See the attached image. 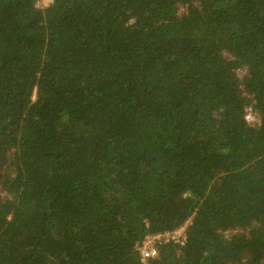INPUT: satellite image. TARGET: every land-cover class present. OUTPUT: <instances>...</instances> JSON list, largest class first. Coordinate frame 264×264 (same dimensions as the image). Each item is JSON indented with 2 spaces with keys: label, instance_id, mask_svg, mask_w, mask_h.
Wrapping results in <instances>:
<instances>
[{
  "label": "trees",
  "instance_id": "obj_1",
  "mask_svg": "<svg viewBox=\"0 0 264 264\" xmlns=\"http://www.w3.org/2000/svg\"><path fill=\"white\" fill-rule=\"evenodd\" d=\"M37 1L0 0V264H264V0Z\"/></svg>",
  "mask_w": 264,
  "mask_h": 264
},
{
  "label": "built area",
  "instance_id": "obj_2",
  "mask_svg": "<svg viewBox=\"0 0 264 264\" xmlns=\"http://www.w3.org/2000/svg\"><path fill=\"white\" fill-rule=\"evenodd\" d=\"M48 2L52 3V0H48ZM190 223L191 218L184 225L173 231L147 234L140 244L137 245V250L140 252L142 261L145 262L148 257L156 255L159 243L174 241L184 244L186 241V229Z\"/></svg>",
  "mask_w": 264,
  "mask_h": 264
},
{
  "label": "rangeland",
  "instance_id": "obj_3",
  "mask_svg": "<svg viewBox=\"0 0 264 264\" xmlns=\"http://www.w3.org/2000/svg\"><path fill=\"white\" fill-rule=\"evenodd\" d=\"M38 5L41 7H45L48 3V0H38ZM247 119L250 123H256L258 121V116L255 114L250 108L247 111Z\"/></svg>",
  "mask_w": 264,
  "mask_h": 264
},
{
  "label": "clouds",
  "instance_id": "obj_4",
  "mask_svg": "<svg viewBox=\"0 0 264 264\" xmlns=\"http://www.w3.org/2000/svg\"><path fill=\"white\" fill-rule=\"evenodd\" d=\"M48 3H49V2H48ZM48 3H47V4H48ZM46 6H47V5H46Z\"/></svg>",
  "mask_w": 264,
  "mask_h": 264
}]
</instances>
